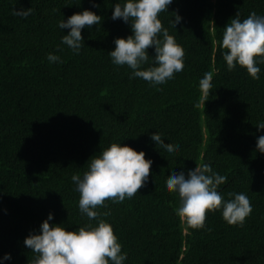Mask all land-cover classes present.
Wrapping results in <instances>:
<instances>
[{
  "label": "trees",
  "instance_id": "obj_1",
  "mask_svg": "<svg viewBox=\"0 0 264 264\" xmlns=\"http://www.w3.org/2000/svg\"><path fill=\"white\" fill-rule=\"evenodd\" d=\"M118 2L95 0V8L91 0H0V264H32L36 254L24 239L50 212V225L76 230L87 222L71 177L114 142L145 152L152 163L147 189L100 209L111 213L101 218L113 226L126 264H264V153L256 148L264 135L256 126L264 122V63L259 80L240 66L229 71L221 47L224 25L237 12L241 19L264 15V0H173L159 18L184 51V71L162 88L130 79L127 65L112 63L115 38L132 34L129 24L112 19ZM30 7L27 19L13 15V8ZM84 9L103 18L82 29L85 47L73 54L61 44L69 29L58 22ZM48 53L63 63H50ZM206 72L214 87L204 104L199 81ZM155 134L180 153L167 160L150 141ZM202 163L227 177L219 187L225 198H250L243 227L217 211L207 214L211 231L192 229L176 214L180 201L166 190L169 175Z\"/></svg>",
  "mask_w": 264,
  "mask_h": 264
},
{
  "label": "clouds",
  "instance_id": "obj_2",
  "mask_svg": "<svg viewBox=\"0 0 264 264\" xmlns=\"http://www.w3.org/2000/svg\"><path fill=\"white\" fill-rule=\"evenodd\" d=\"M91 2L93 7L99 8L95 0ZM172 3L173 0H121L114 4L112 19H122L129 24L132 34L115 38V48L108 55L114 65H127L132 70L130 79L141 78L152 87L162 88L183 73L184 51L159 18ZM12 12L27 19L34 9L13 8ZM102 18L94 11L84 9L60 20L58 27L69 29L61 37V44L67 45L73 54H79L85 47L82 29H91L100 24ZM172 23L179 28L182 21L178 14L175 13ZM224 29L221 47L225 49L222 54L228 70L240 66L246 68L253 79L259 80V65L264 63V15L251 12L241 19L237 12ZM57 48L62 51L59 45ZM149 48H154V56L149 55ZM47 60L63 63L61 56L54 53H48ZM212 81V72H206L199 81L204 104L214 87ZM256 126L258 130H264V122ZM162 139L159 134L150 137L154 149L163 153L167 160L176 157L180 147L165 146ZM256 148L264 153V135L257 137ZM145 155L127 144L114 142L87 161L83 174H73L71 180L79 193V211L87 222L76 230L66 229L63 223L50 225L54 219L50 212L39 231L30 232L24 239L25 246L36 254L32 264H126L127 254L122 252L113 226L101 218L111 213L100 209L108 207L106 201L119 203L125 197L131 199L147 189L152 163ZM226 182L227 177L214 171L210 163H202L187 174L173 172L166 182V190L178 195L180 206L176 214L192 229L211 231L206 224L207 214L217 211L229 225L243 227L253 211L250 198L244 192H229V198H225L219 187ZM11 258L10 253H5L2 259Z\"/></svg>",
  "mask_w": 264,
  "mask_h": 264
},
{
  "label": "bare ground",
  "instance_id": "obj_3",
  "mask_svg": "<svg viewBox=\"0 0 264 264\" xmlns=\"http://www.w3.org/2000/svg\"><path fill=\"white\" fill-rule=\"evenodd\" d=\"M43 1V0H42ZM104 1V0H103ZM182 1V0H181ZM50 2V1H49ZM69 2V1H68ZM30 3H31V1H30ZM59 3V2H58ZM74 3V2H73ZM80 3V2H79ZM86 3V2H85ZM218 3V2H217ZM55 4V3H54ZM181 4V3H180ZM207 4V3H206ZM213 4V3H212ZM40 5H41V3H40ZM50 5V4H49ZM48 5V6H49ZM63 5V4H62ZM185 5V4H184ZM224 5V4H223ZM40 7V6H39ZM189 7V6H188ZM219 7V6H218ZM223 7V6H222ZM58 8V7H57ZM56 8V9H57ZM87 8V7H86ZM220 8V7H219ZM229 8V7H228ZM207 9V8H206ZM40 10V9H39ZM218 10V9H217ZM37 11V10H36ZM199 11V10H198ZM221 11V10H220ZM228 11V10H227ZM46 12V11H45ZM96 12V11H95ZM206 12V11H205ZM57 13V12H56ZM223 13H224V11H223ZM239 13V12H238ZM41 14V13H40ZM206 14H207V12H206ZM205 14V15H206ZM213 14V13H212ZM235 14V13H234ZM62 15V14H61ZM233 15V14H232ZM43 16H44V14H43ZM42 16V17H43ZM183 16V15H182ZM218 17V16H217ZM225 17V16H224ZM227 17V16H226ZM229 17V16H228ZM183 18V17H182ZM230 19V18H229ZM204 20V19H203ZM105 22V21H104ZM27 23H29V22H27ZM187 23V22H186ZM99 25V24H98ZM184 25V24H183ZM225 26V25H224ZM32 27V26H31ZM57 27V26H56ZM219 28V27H218ZM40 29V28H39ZM214 29V28H213ZM221 29V28H220ZM1 30V29H0ZM92 30V29H91ZM97 30V29H96ZM206 30V29H205ZM64 31V30H63ZM94 31V30H93ZM98 31V30H97ZM222 31H223V29H222ZM2 32H3V30H2ZM215 32V31H214ZM216 33V32H215ZM104 34V33H103ZM217 34V33H216ZM220 34V33H219ZM37 35V34H36ZM62 35V34H61ZM222 35V34H221ZM209 36H210V34H209ZM216 36V35H215ZM2 37V36H1ZM4 39V38H3ZM29 41V40H28ZM212 41V40H211ZM92 42V41H91ZM3 44V43H2ZM6 44V43H5ZM208 44V43H207ZM204 45V44H203ZM179 46V45H178ZM62 47V46H61ZM206 47H207V45H206ZM205 47V48H206ZM83 49V48H82ZM102 51V50H101ZM105 51V50H104ZM88 52V51H87ZM72 53V52H71ZM46 57V56H45ZM81 57V56H80ZM223 57V56H222ZM103 59H104V57H103ZM212 62V61H211ZM111 67V66H110ZM114 67V66H113ZM186 67V66H185ZM201 69V68H200ZM200 71V70H199ZM96 72V71H95ZM111 74V73H110ZM200 75V74H199ZM203 75V74H202ZM201 75V76H202ZM100 79V78H99ZM104 80V79H103ZM133 80V79H132ZM63 81V80H62ZM231 82V81H230ZM236 82V81H235ZM118 83V82H117ZM233 85H235V84H233ZM236 86V85H235ZM227 88V87H226ZM233 88V87H232ZM136 89V88H135ZM231 90V89H230ZM229 91V90H228ZM234 92V91H233ZM227 93V92H226ZM190 95V94H189ZM192 95V94H191ZM201 95V94H200ZM230 95V94H229ZM228 97V96H227ZM191 99V98H190ZM214 99V98H213ZM225 100V99H224ZM230 101V100H229ZM187 102V101H186ZM224 102V101H223ZM157 104V103H156ZM218 104V103H217ZM188 106V105H187ZM184 107V106H183ZM195 108V107H194ZM218 108V107H217ZM186 109V108H185ZM154 113V112H153ZM170 113V112H169ZM221 114V113H220ZM228 116V115H227ZM231 116V115H230ZM238 116H239V113H238ZM242 116V115H241ZM200 117V116H199ZM218 131V130H217ZM217 143V142H216ZM217 155V154H216ZM231 155V154H230ZM202 161V160H201ZM260 174V173H259ZM253 177V176H252ZM232 185V184H231ZM239 187H241V186H239ZM263 258V257H262Z\"/></svg>",
  "mask_w": 264,
  "mask_h": 264
}]
</instances>
